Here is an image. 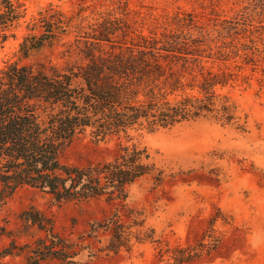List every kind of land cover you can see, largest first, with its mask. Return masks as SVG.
<instances>
[{
  "label": "rangeland",
  "instance_id": "1",
  "mask_svg": "<svg viewBox=\"0 0 264 264\" xmlns=\"http://www.w3.org/2000/svg\"><path fill=\"white\" fill-rule=\"evenodd\" d=\"M13 2L20 18L0 44V70L18 61L24 38L44 32L39 23L43 17L61 13L72 19L70 34L36 57L61 68L83 61L77 50L70 56L64 52L70 45L75 49L77 40L82 43L108 19L118 21L122 29L111 36V43H101L104 52H117L120 46L149 47L156 41L158 48L171 46L188 54H181L185 61H174L184 86L171 100L199 97L200 82L210 72L226 81L213 90L218 100L226 99L234 107L235 119L229 125L204 118L170 129L135 128L106 137L87 129L77 137L63 153L65 164L83 167L110 161L120 148L135 146L146 150L154 170L127 188L124 204L140 215V224L131 228L130 252L90 256L84 250L74 260L264 264V0ZM30 209L49 219L62 238L76 239L86 237L91 224L112 216L117 203L99 198L57 204L37 190L21 188L6 194L0 186V256L12 252L0 257L1 264H24V247L44 236L21 220ZM107 241L108 236L100 234L94 246L101 249ZM182 256L189 259L175 262Z\"/></svg>",
  "mask_w": 264,
  "mask_h": 264
},
{
  "label": "trees",
  "instance_id": "2",
  "mask_svg": "<svg viewBox=\"0 0 264 264\" xmlns=\"http://www.w3.org/2000/svg\"><path fill=\"white\" fill-rule=\"evenodd\" d=\"M17 8L13 0H0V44L20 18ZM71 21L61 13L41 18L44 32L24 38L18 61L0 70V186L6 194L21 188L37 190L57 204L106 198L116 202L117 209L112 216L91 224L86 237L76 239L55 233L41 212H24L21 220L44 234L24 247V264L47 260L78 264L74 259L84 250L90 256H115L131 250V228L140 224V215L124 204L127 188L149 175L154 165L146 150L135 146L120 148L110 161L83 167L65 164V149L87 129L106 137L135 128L170 129L204 118L222 125L235 119L234 107L226 99L218 100L213 91L226 81L210 72L200 82L199 97L170 99L184 86L175 67L187 53L171 46L158 48L156 41L149 47L101 50V43H111V36L121 31L118 21L107 19L91 36L83 37L82 43L77 40L82 48L68 47L64 54L70 56L77 50L83 55L80 64L61 68L36 58L70 34ZM122 36L126 37L125 32ZM32 58V63H23ZM100 234L107 235L108 241L97 249L94 242ZM11 253L6 250L0 257ZM188 259L182 256L175 262Z\"/></svg>",
  "mask_w": 264,
  "mask_h": 264
}]
</instances>
